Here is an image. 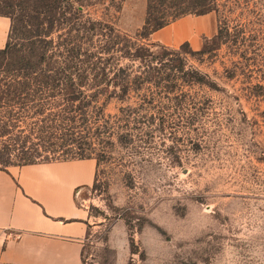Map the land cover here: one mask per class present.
<instances>
[{"label": "rangeland", "instance_id": "1", "mask_svg": "<svg viewBox=\"0 0 264 264\" xmlns=\"http://www.w3.org/2000/svg\"><path fill=\"white\" fill-rule=\"evenodd\" d=\"M237 1L231 19L243 29L239 75L226 79L219 62L194 64L219 88L206 91L202 124L157 134L158 152L134 165L131 149L117 144H106L99 160L92 156L95 182L77 198L88 216L83 264H264V0ZM118 5L96 7L91 16L134 36L146 0ZM14 13L20 21L2 67L27 55L23 16ZM217 19L215 12L187 15L144 43L154 53L183 43L198 51L215 38ZM124 107L110 101L104 114L118 117Z\"/></svg>", "mask_w": 264, "mask_h": 264}, {"label": "trees", "instance_id": "2", "mask_svg": "<svg viewBox=\"0 0 264 264\" xmlns=\"http://www.w3.org/2000/svg\"><path fill=\"white\" fill-rule=\"evenodd\" d=\"M118 1L0 0L10 32L20 21L14 12L23 16L27 43L26 56L0 66V170L99 160L106 144L131 149L130 165L136 157L142 162L158 152L157 134L199 126L210 110L206 91L219 88L194 64L219 62L226 79L239 75L243 29L231 19L237 0H146L144 24L134 36L91 16L96 7L118 11ZM211 12L218 16L217 34L201 50L183 43L154 53L144 43L182 17ZM10 49L8 35L0 57ZM113 100L125 107L111 118L104 107Z\"/></svg>", "mask_w": 264, "mask_h": 264}, {"label": "crops", "instance_id": "3", "mask_svg": "<svg viewBox=\"0 0 264 264\" xmlns=\"http://www.w3.org/2000/svg\"><path fill=\"white\" fill-rule=\"evenodd\" d=\"M10 26L0 16V50ZM95 173L91 158L0 170V264H83L88 216L77 198Z\"/></svg>", "mask_w": 264, "mask_h": 264}]
</instances>
